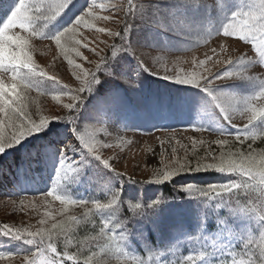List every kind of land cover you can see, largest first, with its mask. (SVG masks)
<instances>
[{
  "label": "rangeland",
  "instance_id": "1",
  "mask_svg": "<svg viewBox=\"0 0 264 264\" xmlns=\"http://www.w3.org/2000/svg\"><path fill=\"white\" fill-rule=\"evenodd\" d=\"M59 2L61 0H25L26 4ZM19 3L20 0H0V29ZM84 3L89 5L84 14L93 9L92 15L85 16L86 24L75 26L71 39L62 37L64 51L55 44L54 39L42 42L41 38L50 40L58 33L53 35L45 32L40 20L35 21V27L44 35L29 36V31L19 26L7 31L8 36H19L28 41L24 51L31 57L32 67L43 68L45 77H51L55 83L56 92L45 97L24 89L22 86L26 81L18 78V90L25 96L23 110L28 118L38 121L41 116H67L69 111L64 105L74 102L71 96L81 86L84 74L93 73L97 64L101 63V58L105 57L116 38L109 33L119 32L128 7L125 0H85ZM133 3L137 9L136 18L141 22L132 34H128L132 35L131 42L127 36L124 39L128 47L123 44L116 48L120 51L115 57L133 52L141 68L162 82L156 83L150 92L146 88L134 96L130 92L135 97L133 102L125 92L119 90L93 97V101L84 105L85 111L78 121V130L93 132L92 126L99 128V132L93 133L99 153L116 171L129 178L155 179L158 172L175 170L177 164H183L185 160L188 164L193 158L194 161L202 160L208 153L217 158L223 153L235 160L236 155H231L233 148L237 146L241 150L246 143L247 150L252 152L253 142L249 144L218 134L238 132L239 128L249 126L246 116L241 117L236 112L230 124L206 89L163 76H191L203 72L212 77L226 70L242 73L243 76L213 80L211 86L216 87L213 95L244 99L264 90V60H261L257 50L264 43V32L257 31L255 38L250 37L247 41L240 40L239 36L223 35L225 27L233 23L237 13H242L235 20L239 25L248 19L243 13L259 11L261 0H135ZM113 4L117 8L123 5V10L113 9ZM71 7L70 3L61 10L56 20L64 22L71 15L73 18L77 10L70 11ZM105 16L109 19H103ZM79 18L77 16L75 20ZM76 40L79 44L73 47ZM229 60H243L244 64L230 65ZM200 62H204L203 66H198ZM137 71V66L132 67L133 73ZM0 75L6 86L12 83L11 73ZM61 84L66 87L63 92ZM254 103L264 108V101L257 100ZM9 117L17 125L26 119L24 116L18 119L17 114L12 112H9L8 117L0 113L2 121L7 122ZM260 121H254L252 125H258ZM50 124L47 131L53 128ZM199 128L207 133L194 130ZM63 129V145H57L55 137L50 136L46 145L28 154L30 166L19 163L12 167L13 171L23 169L24 173L16 175L13 183L3 188L5 198H0V224L3 227L24 228L34 233L39 231L43 238L51 235L50 241L53 243L55 240L52 237L66 233L65 229L69 225L72 227L67 234L73 231L78 235L76 232L86 227L79 220L80 216L88 215L94 209L91 213H95L99 222V225L94 226L96 230H101L105 222L108 227L104 232L105 242L100 248L93 247V250L89 245L85 246V254L89 252L88 257L91 258L90 264H249L250 261L260 264V260L264 259L261 256L264 251V220L260 218L264 214L261 211L264 206H260L261 214H258L257 203L231 206L227 201L212 199L205 204L195 205V208L182 205L173 210L169 217H162L159 222L152 223L157 249H152L145 242V237L139 234L142 232L141 226L135 225L136 233L132 234L134 227L125 226L119 211L115 214L108 210L97 212L94 204H61L54 199L56 195L65 196L69 201L86 202L89 194L121 188L117 180L107 177L113 172L88 154L77 141L72 125H66ZM8 130H12L10 125ZM218 139H226L229 143L221 147L215 143ZM74 141L77 150L70 154L61 167L64 162L62 150ZM105 143L111 147H99ZM14 151L21 153L16 146L9 147L0 155V164L10 162L8 158ZM252 158L258 170L264 158L253 155V152ZM97 165H101L107 174ZM38 189L52 192L53 195L30 196ZM128 194L130 198L135 196L133 189ZM20 201H24L23 206ZM53 225L56 227L53 228ZM210 226L216 231L211 232ZM108 233L115 239L110 240ZM38 237L36 239L40 240ZM54 247L57 249L56 245ZM10 248L0 257V264H27L22 255L32 252L25 245V240H11ZM81 253L84 251L77 253L78 258L61 255L60 260L72 263V259H79ZM30 259H34L36 264H50L52 261L41 256Z\"/></svg>",
  "mask_w": 264,
  "mask_h": 264
},
{
  "label": "snow or ice",
  "instance_id": "2",
  "mask_svg": "<svg viewBox=\"0 0 264 264\" xmlns=\"http://www.w3.org/2000/svg\"><path fill=\"white\" fill-rule=\"evenodd\" d=\"M73 5L72 0H61L59 3H31L26 4L25 0H20V3L17 7L11 11L10 17L7 19L6 23L3 24V28L0 29V73H11L12 83L8 86L5 85L2 75H0V113H3L5 117H8L9 112L17 114V118L20 116L26 117L25 120H22L19 125L15 122L11 121V118H8V121L0 120V155H3L5 151L8 150L9 147H15L20 144L24 139L33 134H39L41 131H47L48 126L51 122L55 121H64L69 122L73 125V133L77 137V141L83 145V148L86 150L88 154H90L94 159L100 161L104 167L108 168L110 171L115 173L118 176H124L125 174L117 172L115 168L112 167L111 163L108 160L102 158L99 153L98 148L96 147L97 142L95 141L94 134L95 132H99L100 129L93 127V132H88L87 130L79 131L76 127L77 118L79 115L80 108L83 104L84 96L81 93L90 94L95 85L99 83L97 75L95 73H85L84 79L81 80V86L75 90V94L71 96V99L74 101L73 103H68L64 105V108L68 109L69 115L67 116H41L38 121L28 118V114L23 110V102L25 100V96L20 94L18 90L17 80L18 78L21 80H25L26 82L23 84L24 89H29L33 87L38 81L39 77L45 76V71L43 68H35L31 65V57L26 55L24 49L28 41L19 36L11 37L7 35V31L9 28L14 26H19L21 29H26L29 31V36L32 35H44L43 33H39V30L35 27V21L45 20L52 21L55 20L59 15L60 11L65 9L69 4ZM94 6V3H93ZM128 11L131 13L134 10L133 0H127ZM112 8L117 11L123 10V5L119 8L115 4L112 5ZM31 10V11H30ZM93 9L88 11L86 14L80 16L79 19L75 20V23L72 24V27H69L66 31H63L61 34L57 35L54 38L55 44L61 47V50L64 51V47L61 44L62 37H69L71 39V34L74 33L75 26L86 24L85 16H91ZM242 13H237L233 18V23L228 24L224 31V36H239V39L242 41H247L250 37L255 38V33L257 31L264 32V0H261V4L259 5V11H249L247 13H243L246 15L248 19L243 20L239 25L235 23L237 17L241 16ZM103 19H109V17L105 16ZM47 24H45V27ZM103 32V29H100ZM121 32H110L109 35L117 37ZM79 44V41L76 40L73 42V47ZM15 49H19V51H15ZM260 52L261 60H264V43L261 44L257 49ZM120 50L116 49L113 46V51L111 52L113 56H115ZM77 55L79 53L77 52ZM108 59L101 58V63H98L96 66L97 71L102 70V66L106 63ZM143 62V61H142ZM228 63L230 65L239 63L241 65L244 64L243 60L231 61ZM204 62H200L198 66H203ZM26 71H23L25 70ZM23 71V75H21ZM207 72L208 70L205 68L204 70ZM108 75H112V73H107ZM243 74L239 72L232 71H222L217 73L215 76H206L203 72L200 74L193 73L191 76H168L165 74L163 77L172 78L174 80H178L180 83L196 85L202 89H206L208 94L212 96L213 100L220 107L221 111L224 113V118L226 122H232L234 113L238 112L241 117H247L248 125L251 126L254 121L264 120V108L258 107L254 101H264V90L260 91L257 95L240 99L233 96L225 97L224 95H213V88L211 86L213 80H224V79H233L242 77ZM90 77V78H89ZM49 79H52L49 77ZM58 82V81H56ZM126 83L130 85L135 84L134 80H125ZM71 91V90H69ZM9 125L11 127V131L8 130ZM247 129V128H246ZM245 129V130H246ZM202 130V129H201ZM206 131V130H205ZM7 132V134H5ZM224 136V134H220ZM243 135H247V132H243ZM236 140L241 141V134L236 135ZM242 142V141H241ZM202 143V142H201ZM215 143L221 147H225L228 145L229 141L226 139H218ZM100 148H108L111 147L109 144H100ZM76 142H71L64 147L62 150V155L64 157V162L61 164V167L65 164V161L70 158V154L76 151ZM239 160H234L231 158H225L223 153L219 158L211 153H208L203 161H198L196 166H191L185 160L183 164L178 163L175 170H164L162 172H158L155 174L156 178L151 182H166L169 181L173 176L184 173V172H195V171H207V170H217L220 172L226 173H239L243 177H247L245 181H243L244 185H250L253 181L259 179V184L262 185L260 187V192L264 194V160H261L260 167L257 170L255 167V161L252 158V152L247 154L237 153ZM75 172L76 168L73 169ZM130 182H136L135 180H131ZM242 187V184H230L226 186H212L207 188L202 194L205 196H213L221 195L224 193L233 192V189H239ZM190 192L192 187L189 186L185 189ZM46 195L52 196V192H47ZM54 199L60 201L61 204L68 203H88L84 201H69L65 196L56 195ZM21 206L24 205V201H20ZM118 203V197L113 196L112 200L107 203L94 202V207L98 211L108 210L113 214L119 211V208L116 207ZM160 201H156L152 207L158 206ZM134 208L137 210L136 213H142L143 207L140 204H134ZM241 210L251 211L250 209L241 208ZM262 213H264V208L261 209ZM260 218L264 220V214L260 215ZM74 219V218H73ZM43 223V221H41ZM56 225H53L55 228ZM71 225H69L65 231L71 230ZM108 227V223L105 222L104 226L101 228V233L105 232V229ZM3 236L16 239V240H25L28 244L34 245L43 251L44 238L41 232H32L28 229L24 228H12L7 225L4 226L2 230ZM40 236L41 239L37 240L36 237ZM109 239L114 240L115 238L108 233ZM123 239V238H122ZM51 240V235H49V241ZM47 248L55 254L57 249L52 246L49 242ZM122 251V249H119ZM40 255V252H32L28 255H22L23 259L27 261V264H36L34 259H30V257H37ZM261 256L264 257V251L261 252ZM72 259V257H69ZM90 259L85 260L84 264H90ZM191 259V257H189ZM50 264H58L56 259H53ZM249 264H256V261H250ZM260 264H264V259L260 260Z\"/></svg>",
  "mask_w": 264,
  "mask_h": 264
},
{
  "label": "trees",
  "instance_id": "3",
  "mask_svg": "<svg viewBox=\"0 0 264 264\" xmlns=\"http://www.w3.org/2000/svg\"><path fill=\"white\" fill-rule=\"evenodd\" d=\"M125 1L127 2V0ZM134 1L135 0H133V2ZM84 2L85 0H74L72 5L73 7H71L70 11L76 9L77 13L73 16V18L71 15L64 22H59L56 19L48 22L41 19L39 22H41V26L42 28H44V31L53 33V35L56 33H58L59 35L63 31H66L72 25L73 20H75L77 16L84 15V11L89 6L85 5ZM136 12L137 9L134 8V10L129 13L127 7L123 16L122 24L119 28V32L121 33L115 38L113 44L110 46V49L105 54L104 58L108 60L102 66L101 71H97L96 69L93 72L97 75L99 83L95 85L93 91L90 94H82V96H84L85 98L83 100V104L80 108L77 118V129L79 128L78 121L80 122V116L85 111L84 105L87 102L93 101V97L97 95L105 96L109 92H115L119 90L125 92L130 101L133 102L135 97H132L131 93L134 96L136 93L140 92L142 88H146L147 91L150 92L154 88V85L156 83L162 82L161 80L153 75L148 74L143 68H141L140 62L139 60H137L138 58L135 54H133V52H126V55L124 54L118 57L112 56L111 52L113 51V46H115V48H118L123 44L127 46V43L124 40L126 36L127 39H129L128 41L131 42V34L134 30L137 29L139 22H141V20L136 18ZM45 24H47L46 27ZM129 33L131 34L128 35ZM55 37L56 35L51 37L50 40L46 38H41V40H43L42 42H48L52 41ZM132 48L133 47L131 46L130 50H132ZM135 66L139 68V71L133 73L132 67L135 68ZM109 72L112 73V75H108L107 73ZM38 79L39 81L33 87L29 88V90H31L33 93L45 96L56 92L53 79H49V77H45V79ZM126 79L134 80V86L126 83ZM44 90H47V92H44ZM64 90H66V87L65 85L61 84V92H63ZM67 115H69V113ZM260 122L261 123H258V125H246L241 129L239 128L238 132L219 133L224 134V137L227 136L229 139L234 140H236V135L241 134V140H244V142H248L249 144L250 142H253L251 149L253 155L256 154V156L264 158V122ZM50 125H53V128L49 129L48 131H41L39 134H33L24 139L20 144L16 146V148L21 150V153L19 151H14V154H12L10 158H8L10 162L0 164V198H5V196L2 194L3 188L5 186H9L10 182L13 183L16 175H22L24 173L23 169H21L20 171H13L12 167L15 166V164L19 165V163H22L23 166H30L27 158L28 154L36 152L41 148V146L46 145L50 140V136H53V138L55 137L54 142L57 145L64 144L65 131L63 127L72 124L64 121H56L55 123L52 122ZM201 129L202 128L194 130L200 133H207V131ZM243 132H247V135H243ZM246 145L242 147L241 150L237 146H235L231 155H236L237 153H248L249 150H247ZM237 157L238 156L236 155L235 160ZM225 158L228 157L225 156ZM198 161H203V159L194 161L193 158L191 164L189 165L196 166ZM40 164H42V162ZM97 167L107 174V172L104 171V168L101 165H97ZM27 172L28 171H26V173ZM111 175L107 174V177H111L117 180L118 183L121 184V188H113L111 190H108L106 193L101 194H89L87 197L88 200L86 201L88 203H81V205H92L94 204V202L107 203L112 200L113 196L118 197L117 208H119L121 220L125 221V226H129L131 228L135 224L143 226L141 229V233H143L144 236L147 235L146 241H148L149 246L151 247H156L157 245L155 235L152 230V223L159 222L162 217L168 216L173 210L181 207L182 205L190 206V208H195L197 207L195 205L205 204L212 199L216 201H227L228 205L231 206H246L248 204L257 203L258 205L255 206H257L258 208V214H261L260 206H264V194L260 192V187H262V185L257 184V182H259V179L257 178V180L253 181L250 185H244L243 181H245L247 177H243L239 173H226L217 170L184 172L173 176L169 181L166 182H151L154 179L146 180L142 178H131V180H135L136 182H130L129 177H127L126 175L118 176L115 173ZM230 184H242V187H240L239 189H233V192L224 193L221 195H215L213 193V196H205L202 194L209 187H220ZM189 186L192 187V190L190 192L185 190ZM131 189H133V192H135L134 198H130V195L128 194L129 192H131ZM46 193L47 192L43 189H38L34 193L30 194V196L42 197L47 196ZM103 196H105L106 198H104ZM156 201H160L159 205L156 207H152L151 205H153ZM134 204L142 205L143 212L135 214L137 210L134 208ZM91 212H94V209H92ZM90 213L88 215L80 216L79 220H82L81 223H85L86 227L78 230V232H76V234L78 233V235H75L73 231H71L72 233L67 234L66 231V233H64L63 235L52 237V239L55 240L53 241V243L46 240L49 239V236H45L43 251H41L40 248L34 245L28 244L26 241L25 245L29 246L30 252H40L39 256L43 258L47 257L50 260L56 259L58 263L61 262L66 264H84L85 260L89 259L88 256H90L89 252L85 254L86 250L84 249L86 244L87 247L89 245L90 249L92 248L93 250H95L94 248H96L97 246L98 248H100L102 246V243L105 242V234L101 233L100 230L97 231L94 227L99 225V222L94 215L95 213H91V215ZM91 221L93 225L91 224ZM3 228L4 227L0 224V230H2ZM38 238L41 239V237ZM11 240L14 239L3 236L2 232H0V257L4 255L6 250H8V245L11 244ZM49 242L52 244V246H57V251L59 247V251L55 254L50 252V250L47 248V245H45V243L48 244ZM10 250L12 249L10 248ZM82 251H84V253H81V257L79 259H72V263H69L68 260H60L61 255H71L78 258L79 254L77 253ZM140 251L142 252L141 249Z\"/></svg>",
  "mask_w": 264,
  "mask_h": 264
}]
</instances>
